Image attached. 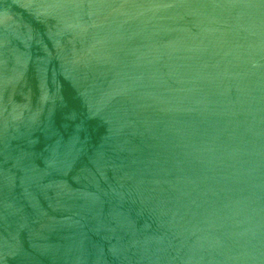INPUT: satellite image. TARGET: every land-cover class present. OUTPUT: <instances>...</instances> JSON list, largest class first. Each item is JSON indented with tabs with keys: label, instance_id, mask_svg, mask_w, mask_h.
<instances>
[{
	"label": "water",
	"instance_id": "1",
	"mask_svg": "<svg viewBox=\"0 0 264 264\" xmlns=\"http://www.w3.org/2000/svg\"><path fill=\"white\" fill-rule=\"evenodd\" d=\"M0 264H264V0H0Z\"/></svg>",
	"mask_w": 264,
	"mask_h": 264
}]
</instances>
